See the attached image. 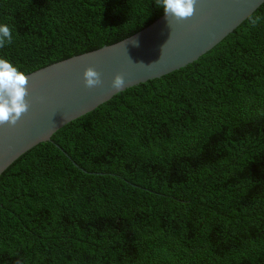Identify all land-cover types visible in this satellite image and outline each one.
<instances>
[{
	"label": "trees",
	"instance_id": "16d2710c",
	"mask_svg": "<svg viewBox=\"0 0 264 264\" xmlns=\"http://www.w3.org/2000/svg\"><path fill=\"white\" fill-rule=\"evenodd\" d=\"M163 14L156 0H0V58L27 75ZM249 17L15 160L0 264H264V20Z\"/></svg>",
	"mask_w": 264,
	"mask_h": 264
},
{
	"label": "water",
	"instance_id": "95a60500",
	"mask_svg": "<svg viewBox=\"0 0 264 264\" xmlns=\"http://www.w3.org/2000/svg\"><path fill=\"white\" fill-rule=\"evenodd\" d=\"M263 3L197 0L191 18L168 21L163 14L119 42L27 74L28 112L15 127L0 126V175L30 149L50 142L66 124L116 95L111 85L117 74L125 80L122 92L179 70L215 47ZM88 67L100 73L98 87H85L83 74Z\"/></svg>",
	"mask_w": 264,
	"mask_h": 264
},
{
	"label": "clouds",
	"instance_id": "9594fccd",
	"mask_svg": "<svg viewBox=\"0 0 264 264\" xmlns=\"http://www.w3.org/2000/svg\"><path fill=\"white\" fill-rule=\"evenodd\" d=\"M197 0H156L157 8H163L165 18L177 22L194 15ZM252 27H256L264 17H249ZM12 42V31L8 24H0V48ZM85 87H98L102 81L100 73L93 67L85 69L83 74ZM27 76L18 70L10 61L0 58V126L15 127L21 117L29 110L30 103ZM125 86L122 75L117 74L112 81V89L118 93Z\"/></svg>",
	"mask_w": 264,
	"mask_h": 264
}]
</instances>
